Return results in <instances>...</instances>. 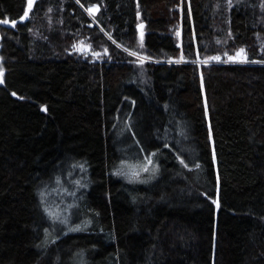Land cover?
Returning a JSON list of instances; mask_svg holds the SVG:
<instances>
[{"label": "trees", "instance_id": "obj_1", "mask_svg": "<svg viewBox=\"0 0 264 264\" xmlns=\"http://www.w3.org/2000/svg\"><path fill=\"white\" fill-rule=\"evenodd\" d=\"M0 46V264H264V0H0ZM73 163L95 225L51 240Z\"/></svg>", "mask_w": 264, "mask_h": 264}, {"label": "rangeland", "instance_id": "obj_2", "mask_svg": "<svg viewBox=\"0 0 264 264\" xmlns=\"http://www.w3.org/2000/svg\"><path fill=\"white\" fill-rule=\"evenodd\" d=\"M35 2L33 0L32 4ZM98 9L97 6L93 10ZM98 10L92 11L91 16ZM91 13V12H90ZM244 57L236 60L240 61ZM0 80L5 83L6 70L3 65L0 46ZM123 139L122 162L114 167V175L124 179L127 183L138 185L152 180L158 170V157L156 153L146 154L143 151L137 153L138 144ZM75 170L66 172L56 177L43 191L42 198L44 209L49 219L46 230L47 238L57 240L70 233H82L93 229L95 222L83 206L85 196L89 192L90 185L87 179L88 166L84 163H73ZM86 166V168L84 166ZM147 169V170H145ZM151 177V178H150ZM90 218V219H89Z\"/></svg>", "mask_w": 264, "mask_h": 264}, {"label": "snow or ice", "instance_id": "obj_3", "mask_svg": "<svg viewBox=\"0 0 264 264\" xmlns=\"http://www.w3.org/2000/svg\"><path fill=\"white\" fill-rule=\"evenodd\" d=\"M32 2H33V0H28V7H29V9L31 8V6H32ZM96 10H98V9H96ZM96 10H93V9H89V11L90 12H92V11H96ZM27 16V13H25V17ZM3 23H8L7 21H3ZM13 26H15V23L13 22ZM143 26L141 25V28H142ZM142 40H143V34L141 33V42H142ZM131 55H137V53H135V52H132V53H130ZM244 57L242 60H240V62H246V60H247V58H246V55L244 54V50L243 49H241L240 50V52H238L237 54H236V56L235 57H229V59L230 60H235V59H237V58H239V57ZM212 59H214V60H217V61H219V57H213ZM0 75H2V72H0ZM3 81L2 80H0V83H2ZM145 170H147V169H145Z\"/></svg>", "mask_w": 264, "mask_h": 264}, {"label": "bare ground", "instance_id": "obj_4", "mask_svg": "<svg viewBox=\"0 0 264 264\" xmlns=\"http://www.w3.org/2000/svg\"><path fill=\"white\" fill-rule=\"evenodd\" d=\"M123 160H122V158H120V160H119V162L118 163H120V162H122ZM118 163H117V165H118ZM116 165V166H117ZM116 166H114V167H116ZM114 167L112 168V170H111V172L114 174Z\"/></svg>", "mask_w": 264, "mask_h": 264}, {"label": "built area", "instance_id": "obj_5", "mask_svg": "<svg viewBox=\"0 0 264 264\" xmlns=\"http://www.w3.org/2000/svg\"><path fill=\"white\" fill-rule=\"evenodd\" d=\"M247 62V61H246Z\"/></svg>", "mask_w": 264, "mask_h": 264}]
</instances>
